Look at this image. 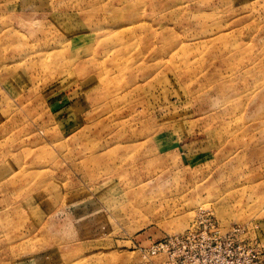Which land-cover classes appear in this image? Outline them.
Wrapping results in <instances>:
<instances>
[{
  "label": "rangeland",
  "instance_id": "rangeland-1",
  "mask_svg": "<svg viewBox=\"0 0 264 264\" xmlns=\"http://www.w3.org/2000/svg\"><path fill=\"white\" fill-rule=\"evenodd\" d=\"M194 227L187 264H264V0H0V264Z\"/></svg>",
  "mask_w": 264,
  "mask_h": 264
},
{
  "label": "built area",
  "instance_id": "built-area-1",
  "mask_svg": "<svg viewBox=\"0 0 264 264\" xmlns=\"http://www.w3.org/2000/svg\"><path fill=\"white\" fill-rule=\"evenodd\" d=\"M205 223L210 228L214 241H220L214 221L207 220ZM196 230L197 227L190 228L187 233L165 236L159 241L152 242L144 252L148 257L146 264H187L190 260H201L204 247L199 237L194 235Z\"/></svg>",
  "mask_w": 264,
  "mask_h": 264
}]
</instances>
